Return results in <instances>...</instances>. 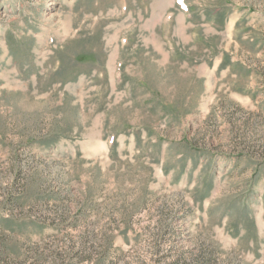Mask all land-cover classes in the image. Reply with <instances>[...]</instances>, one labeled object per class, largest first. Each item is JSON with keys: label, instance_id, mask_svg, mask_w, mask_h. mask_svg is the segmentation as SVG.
<instances>
[{"label": "rangeland", "instance_id": "rangeland-1", "mask_svg": "<svg viewBox=\"0 0 264 264\" xmlns=\"http://www.w3.org/2000/svg\"><path fill=\"white\" fill-rule=\"evenodd\" d=\"M0 264H264V0H0Z\"/></svg>", "mask_w": 264, "mask_h": 264}]
</instances>
